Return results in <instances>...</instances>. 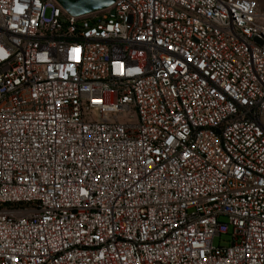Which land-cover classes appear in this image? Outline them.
Returning a JSON list of instances; mask_svg holds the SVG:
<instances>
[{"label":"built area","instance_id":"2783aa9c","mask_svg":"<svg viewBox=\"0 0 264 264\" xmlns=\"http://www.w3.org/2000/svg\"><path fill=\"white\" fill-rule=\"evenodd\" d=\"M0 264H264L254 0H0Z\"/></svg>","mask_w":264,"mask_h":264},{"label":"water","instance_id":"95a60500","mask_svg":"<svg viewBox=\"0 0 264 264\" xmlns=\"http://www.w3.org/2000/svg\"><path fill=\"white\" fill-rule=\"evenodd\" d=\"M74 16H83L110 7L114 0H56Z\"/></svg>","mask_w":264,"mask_h":264},{"label":"rangeland","instance_id":"374dc122","mask_svg":"<svg viewBox=\"0 0 264 264\" xmlns=\"http://www.w3.org/2000/svg\"><path fill=\"white\" fill-rule=\"evenodd\" d=\"M256 4L258 5L259 9L264 12V0H254ZM227 236L223 237H216L214 240V244L218 246L219 244L226 245L227 244Z\"/></svg>","mask_w":264,"mask_h":264}]
</instances>
